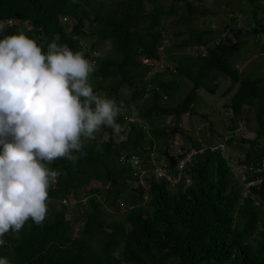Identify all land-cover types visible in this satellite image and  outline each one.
<instances>
[{"label":"trees","instance_id":"1","mask_svg":"<svg viewBox=\"0 0 264 264\" xmlns=\"http://www.w3.org/2000/svg\"><path fill=\"white\" fill-rule=\"evenodd\" d=\"M258 2L239 0V7H249L248 38L257 46L256 58H264V12ZM168 3L0 0V21L6 25L0 38L24 32L47 51V44L59 35L58 44L91 57V77L101 84V91L92 87L94 94L101 92L100 97L122 105L115 118L119 130L102 126L99 132L106 138H82L75 161L57 158L47 164L59 175L48 189L45 219L37 225L29 218L18 236L11 230L5 234L0 257L10 264H264V180L243 198L242 184L233 181L234 172L220 148L177 127L183 115L194 112L199 89L215 95L217 77L227 79L229 86L220 96L230 93L225 104L231 115L229 131L234 133L240 121L244 126L253 123L254 136L237 142L231 136L225 144H236L242 152L238 164L245 168L247 180L261 176L257 169L264 160V75L240 76L232 58L238 47L249 43L238 37L228 41V24L213 30L209 22L195 30L197 18L218 13L204 7L202 0ZM62 17L70 24L62 23ZM85 38L107 44L109 51L103 57L94 55L97 47L92 42L86 52ZM164 42L173 67L154 70L156 64L143 60L159 61L158 48ZM176 77L191 87L169 105L178 88ZM199 116L209 123L206 115ZM158 117H173L175 125L156 127ZM208 127L214 135L213 125ZM173 130L188 147L171 150ZM165 150L177 160L191 153L173 187L149 173L138 177L134 168L119 161L121 156H135L150 172L154 153L155 161L161 159L163 168L171 171Z\"/></svg>","mask_w":264,"mask_h":264},{"label":"clouds","instance_id":"2","mask_svg":"<svg viewBox=\"0 0 264 264\" xmlns=\"http://www.w3.org/2000/svg\"><path fill=\"white\" fill-rule=\"evenodd\" d=\"M60 20L70 24L68 17ZM5 27L0 21V33ZM58 40L55 35L42 51L24 32L0 38V246L29 218L37 225L45 219L48 189L59 175L46 164L75 161L82 138L102 126L119 130L122 105L94 94L91 57ZM0 264L10 261L0 257Z\"/></svg>","mask_w":264,"mask_h":264},{"label":"rangeland","instance_id":"3","mask_svg":"<svg viewBox=\"0 0 264 264\" xmlns=\"http://www.w3.org/2000/svg\"><path fill=\"white\" fill-rule=\"evenodd\" d=\"M168 2L169 0H164L165 4H169ZM258 3L260 4L262 11L264 12V0H259ZM202 5L218 13L215 16H204L197 18L193 24L195 30L199 31L205 29L207 25L209 26V24V27H211L213 30H218L228 24V27L231 28H227L225 32L228 41H234L235 37H238L239 39L247 40L249 43L246 46L238 47L232 58V64L239 69L240 76L242 78H251L257 75H264V58L260 56L256 58V55L258 53L256 49L257 46H254L251 38H248L251 36V33H248L249 30L246 29V23L249 22V7L240 8L239 0H202ZM244 12H246L245 15H243ZM230 15L235 17L237 23L234 24L229 20ZM240 17L242 20H239ZM233 27L235 28V30H232ZM27 28L28 26L26 27V29ZM231 30L233 33L231 32ZM235 32H237L238 36L235 35ZM92 42H95L97 47L95 55L103 57L109 51V47L107 44H102L97 41H90L89 38H85L82 40V43L83 45L87 46L84 49L86 52H88V46ZM166 52L167 49L164 44L161 51L162 54L160 53L161 65L163 66L168 64V66L172 68L173 66L172 64H170L171 61H169V57H167ZM179 54L181 53H176L177 56ZM158 69H160V67H157L154 70ZM153 73L154 72H152V74ZM175 79L177 81L178 88L174 98L175 100L172 99L166 103L169 105L174 103V101L176 102L177 100H181L190 90L191 87V84L188 83L187 80L181 77H176ZM216 82L219 84V89L215 95H211L203 89H199L196 92L195 105L193 107L194 112L183 115L181 118V122L177 127L193 139L197 138L198 140L204 143L210 141V143L214 144L216 147L221 146L222 156L228 159L234 172L235 178L233 179V181L235 182L238 178H241L245 173V168L238 164V160L242 159L243 155L240 149L237 148L236 144L228 146L227 144H225V140L230 138L231 136L236 139V142L239 138H253L254 125L253 123H251L244 126V123L240 121L238 125L239 128L235 130L234 133H231L229 131V117L231 115L230 112L225 108V104L228 101L230 93L225 97L220 96V93L229 86V81L221 76H218ZM89 83L92 87L96 86L95 88H98V91H101L99 90V87L101 86L100 81L91 77V74L89 76ZM234 89L235 87H233V90ZM233 90L231 91V93L233 92ZM101 94L102 93L99 92V97L102 96ZM203 113L207 116L208 122H211L214 125V135L209 134V127L207 122H204L203 119L199 116V114ZM174 125L175 121L173 117H158V119H156L155 126L172 128ZM103 133H100L98 131L97 133H95V136L98 135L102 138H106V135ZM172 133L173 131H171V134ZM173 135L174 136L172 138L170 137L171 150L173 152L178 151V149L182 146H189V142L182 136H179L178 132H174ZM175 140L176 143H174ZM122 214L123 210L119 213V215L116 216V218L120 217ZM77 228L78 225L76 224L74 230H77Z\"/></svg>","mask_w":264,"mask_h":264},{"label":"built area","instance_id":"4","mask_svg":"<svg viewBox=\"0 0 264 264\" xmlns=\"http://www.w3.org/2000/svg\"><path fill=\"white\" fill-rule=\"evenodd\" d=\"M63 21H66V18L62 19ZM162 47H159V52L162 51ZM190 49H188L187 51H189ZM144 63L146 64H150V65H154L156 64L158 67H161V65L159 64V61L156 60H152V61H148V60H143ZM130 121H132V118H129ZM174 143H176V140L174 141ZM220 150L222 149L221 146ZM179 151V149H178ZM222 154V152H221ZM191 153H186L185 157L177 160L176 165L174 167V171L175 173H173V171L168 170L166 171L163 167H165V164L163 163V161H161V159L159 160V162L155 161V157L156 155L154 153L150 154V158H149V163H151V165L153 166L152 169L149 171L147 170H143L140 166V162L139 160L135 157V156H131L129 158L125 157V156H121V158L119 159L121 164L124 165H129L132 168L135 169V171L138 173V177H140L141 175H144L146 173H149L148 175H151L154 179H162L165 182L168 183L169 187H173L174 184L180 179V176L190 158ZM257 172L261 174V176L259 177H255L252 180H247L246 177L243 176L241 178H238L237 180L242 184V197L243 198H247L250 193H251V188L253 186H257L259 185L263 180H264V160L262 162V165L260 168L257 169ZM139 182L142 183V180L139 178ZM65 200H63L62 202L64 203Z\"/></svg>","mask_w":264,"mask_h":264},{"label":"water","instance_id":"5","mask_svg":"<svg viewBox=\"0 0 264 264\" xmlns=\"http://www.w3.org/2000/svg\"><path fill=\"white\" fill-rule=\"evenodd\" d=\"M176 132V130H173V133ZM111 133V130L109 129L108 130V134ZM172 133V134H173ZM164 157L168 160L169 162V166H170V169L172 170L176 164V158L175 157H172L167 150L164 151ZM80 221L82 220V218H78ZM75 220V219H74ZM73 220V221H74Z\"/></svg>","mask_w":264,"mask_h":264},{"label":"crops","instance_id":"6","mask_svg":"<svg viewBox=\"0 0 264 264\" xmlns=\"http://www.w3.org/2000/svg\"><path fill=\"white\" fill-rule=\"evenodd\" d=\"M203 114H204V113H203ZM209 123H211V122H209ZM209 123H208V124H209ZM211 124H212V123H211ZM212 125H213V124H212ZM213 127H214V125H213ZM213 127H212V128H213Z\"/></svg>","mask_w":264,"mask_h":264},{"label":"bare ground","instance_id":"7","mask_svg":"<svg viewBox=\"0 0 264 264\" xmlns=\"http://www.w3.org/2000/svg\"><path fill=\"white\" fill-rule=\"evenodd\" d=\"M95 55V54H94ZM176 158V157H175Z\"/></svg>","mask_w":264,"mask_h":264}]
</instances>
